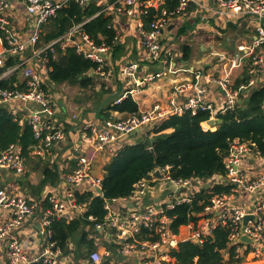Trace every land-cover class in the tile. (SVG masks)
Here are the masks:
<instances>
[{
	"label": "built area",
	"instance_id": "built-area-1",
	"mask_svg": "<svg viewBox=\"0 0 264 264\" xmlns=\"http://www.w3.org/2000/svg\"><path fill=\"white\" fill-rule=\"evenodd\" d=\"M15 1L0 0V82L16 78L6 88H0V109H6L18 125L30 128L34 143L29 147L28 156L34 160L47 159L65 141L64 126L57 119L58 104L51 95L49 80V63L59 52L63 54L71 49L77 56L96 64L90 74L95 76L99 88L111 78L115 62L113 49L124 40L116 27L119 18L135 21L140 50L150 63L163 65L166 64L164 55H178L166 47L163 30L173 19L186 18L190 4L203 9L208 6H201L200 0H177L174 10L162 8L166 0H20L17 2L23 12L18 15ZM208 2L214 5L208 10L212 15L222 17L227 23L240 24L243 35L234 52L221 55L214 71L205 75L194 73L188 85L194 92L180 103L177 97L183 91L174 89L165 103L156 102L147 110L124 119H109L102 125L85 124L81 127L83 146L92 148L94 154L106 153L111 159L119 150L117 144L122 138L137 131L142 139H149L171 117L185 113L191 116L208 113L209 119L203 123L209 128V122L219 120V116L242 105L244 96L264 87V0ZM70 3L82 9L96 3L99 9L90 18L44 42L46 25ZM150 10L156 13L146 29L142 19ZM101 15L111 18L110 28L115 31L113 47L96 44L83 30L85 24ZM201 19L207 21L208 16ZM121 66L124 75L132 76L138 70L139 61ZM163 74L164 71L158 72L155 78ZM243 77L247 81L236 86L237 79ZM152 79L144 77L124 97L135 96ZM208 85L215 86L222 94L220 100L209 97ZM208 128L204 131L212 130ZM27 161L21 146L10 144L0 152V178L11 175L14 181L24 180ZM257 162H264V154L256 145L235 138L223 158L225 176L214 175L207 180L175 179L170 174L171 167L155 168L149 174L158 170L160 179L147 180L145 176L133 184L128 196L106 199L102 177L93 173L92 157L82 153L76 159V167L62 177L65 196L51 194L43 201L45 205L31 201L12 185L0 187V244L5 246L7 264H177L173 252L181 243L201 246L217 229L227 231V244L233 248L235 264H264V166L256 170L253 163ZM203 182L208 184L206 188ZM214 185L229 187V192L212 195L203 211L196 215L197 220L176 231L175 217L170 212L191 205L202 189ZM85 194L103 199L102 220L86 215L88 201L79 202L77 198ZM243 196L247 198V207L238 204ZM245 217L251 219L243 226ZM75 220L80 221L75 236L81 239L85 233L92 250L84 242L76 245L74 236L68 239L65 249L54 239L55 221ZM27 222L34 229L29 240L34 241L36 236L41 239L40 247L32 255L20 240ZM243 236L247 241L241 240ZM224 258H228L226 252Z\"/></svg>",
	"mask_w": 264,
	"mask_h": 264
},
{
	"label": "trees",
	"instance_id": "trees-1",
	"mask_svg": "<svg viewBox=\"0 0 264 264\" xmlns=\"http://www.w3.org/2000/svg\"><path fill=\"white\" fill-rule=\"evenodd\" d=\"M177 4V0H166L162 8L174 10ZM98 9L96 3H91L83 9L74 3L68 4L48 22L44 29L43 41L47 42L60 36L73 24L81 23L93 16ZM155 13L154 10H150L149 14L143 17L142 21L146 29ZM110 23V17L101 15L85 24L83 30L96 44L105 43L113 47L115 31L110 28ZM118 47L113 49L114 57ZM183 51L186 54L189 48L184 46ZM12 63V60L8 62L9 65ZM49 65L51 68L49 80L52 84L66 83L78 85L83 90L94 91L95 81L90 76V72L96 68V64L77 56L71 49L66 50L63 54L59 52ZM15 79L13 77L9 81L0 82V88H6ZM246 81L245 77L237 79L236 86ZM108 92L102 85L100 91L97 92L99 94H96L97 101H101L103 96L108 94L106 106L101 110V114L106 119H109L108 112L110 111H118L125 115L138 112L136 103L130 97L115 105V98L111 99ZM244 97L242 105L219 116L221 123L216 126L214 131H204L201 127V124L209 119L208 113L202 112L194 116L185 113L182 116L171 117L156 128L153 136L150 137L154 141L149 146L144 144V140H146L144 139L119 149L103 168L104 197L112 199L128 196L132 191L133 184L147 176L155 168L166 166L171 167L170 174L175 179L199 178L207 180L214 175L225 176L223 158L228 152L229 143L235 138L253 142L264 154V87L256 89ZM168 130L170 132H166ZM33 143L30 128L27 125L23 127L18 125L6 109H0V152L10 144H18L22 148L23 155L31 160L28 154L29 147ZM149 148H152L153 153ZM55 178L56 176L47 169L39 184L42 186L47 181H54ZM228 192L229 187L224 185H214L212 188L202 189L191 205L177 207L170 212V215L175 217L173 228L177 231L180 227L195 222L196 215L203 211L212 195ZM77 198L79 202L88 201L86 215H92L99 221L102 220L105 214L103 199L91 198L88 194L78 195ZM79 227L80 221L78 220L70 223L55 221L52 224L54 239L61 249L66 248L68 239L75 236ZM81 239L89 250H92L93 245L86 240L85 233L82 234ZM227 243V231L217 229L201 246L189 242L181 243L178 249L173 252V256L177 264H235L233 248H229ZM225 252L228 255L227 260L224 258Z\"/></svg>",
	"mask_w": 264,
	"mask_h": 264
},
{
	"label": "crops",
	"instance_id": "crops-1",
	"mask_svg": "<svg viewBox=\"0 0 264 264\" xmlns=\"http://www.w3.org/2000/svg\"><path fill=\"white\" fill-rule=\"evenodd\" d=\"M199 3L201 6L205 7L206 4L208 6L203 9V7L197 4H190L188 16L186 18L173 19L167 28L163 30L162 36L166 47L173 49L174 53L177 51V47L180 50L177 56L173 54L170 56L167 54L164 55L163 58L166 59V64L163 65L159 63H150L143 51L140 50V39L136 31L134 20L119 18L116 21V27L124 37V42L122 41L117 48L116 58H113L115 61L112 66L113 74L111 78H108L104 82V90L109 91L108 93L111 99L115 98V101L121 98L122 100L126 99L124 94L130 89L135 88L138 81L149 76L153 77V79L144 83L139 93L132 97L128 96L136 103L138 112L147 110L156 102L165 103L174 89L183 91L179 92L177 97L180 103L194 92V90L188 86L189 83L192 82L194 73L205 75L206 73H210L209 71H214L221 55L228 53L232 54L234 52L236 43L240 41L239 38L243 35L240 24L227 23L222 17L212 15V12L208 10H212L214 5L208 2V0H200ZM13 5L15 11L20 15L23 12V8L19 5V2H13ZM202 16H208L207 21H203L201 19ZM196 37L198 38L197 41L200 42L198 48L195 49L194 46L189 45L190 49L186 54L183 51L184 46L182 45L184 44L180 46V44L178 45L176 43L177 40H183L184 42L186 39H196ZM207 38H209V43L204 42ZM211 40H216L214 41L216 42V48L211 44ZM232 41H234L233 48ZM172 44H174V46L170 47ZM135 61H139V67L135 75H124L121 64H129ZM162 71H164V74L160 76V78H155V74ZM90 76L92 75L90 74ZM92 77L95 81L94 91H88L93 92L94 101L96 102L91 106L89 105V108L86 106L76 107V105V108L71 107L72 105L69 103L70 100L63 94V92H66L67 88L71 87L77 86L79 90H83L78 85L64 83L62 85L52 84L50 86L51 95L58 104L57 119L64 126L65 141L60 144L59 147L51 151L47 159L28 160L27 174L24 180L14 181L11 175H7L0 178V187L12 185L15 190L22 191L31 201L37 202L40 205H45L43 201L51 194L65 196L62 177L76 167V159L82 153L92 157V170L94 175L103 177V168L110 159L106 153L94 154L92 148H86L82 145L81 127L88 123L102 125L109 119L115 121L117 119H124L127 115L121 114L118 111H110L108 112L109 119H106L101 114V110L104 109L106 106L105 103L108 101V94L103 96L102 100H105V102H102V100L97 101L96 94H99L97 92L100 91L102 86L98 88L95 76ZM208 94L214 101H218L222 97V94L218 92L213 85H208ZM114 104L117 105L116 103ZM216 126L217 124L212 127L209 123L208 128L204 123L201 124L203 130L208 128L214 131L216 130ZM166 132H170V130ZM141 140L144 139L136 132V134L134 133L131 136L119 140L117 148L119 147V149H121L126 145H133ZM253 165L257 167L256 170H258L264 166V162L253 163ZM47 169L50 170L56 178L54 181H47L40 186L39 181L43 179L44 172ZM203 184L205 188L208 186L206 182H203ZM238 204L247 207L246 196L239 199ZM181 228H184V226ZM33 231L34 229L31 223H25L20 239L25 245L26 252L30 255L41 245L39 236H36L34 241L29 240V235L33 233ZM74 237L73 242L76 245L83 242L80 241L81 239H78V236ZM0 264H7L5 246L3 244H0Z\"/></svg>",
	"mask_w": 264,
	"mask_h": 264
},
{
	"label": "rangeland",
	"instance_id": "rangeland-1",
	"mask_svg": "<svg viewBox=\"0 0 264 264\" xmlns=\"http://www.w3.org/2000/svg\"><path fill=\"white\" fill-rule=\"evenodd\" d=\"M197 37H196V39H192V38L186 39L184 42H183V40H182V42L180 40H177L176 43L178 45L180 44V46L182 44H184L182 46H188V48H189V45H191V46H194L195 49H197L198 44H200V42L197 41L198 40ZM208 41H209V38H207V40L204 42L209 43ZM214 41H216V40H211V44H213V46L216 48V42H214ZM175 53H177V54L180 53V50L178 49V47H177V51ZM113 58H115L114 53H113ZM97 82H99V81H97ZM77 88H78L77 86L67 88L66 92H63V94H65L67 99L70 100L69 103H70V105H72L71 107L76 108V107H85L86 106L87 108H89V105L91 106L93 103L96 102V101H94L93 92H89L88 90L83 91V90H79V88L78 89ZM75 105H76V107H75Z\"/></svg>",
	"mask_w": 264,
	"mask_h": 264
},
{
	"label": "water",
	"instance_id": "water-1",
	"mask_svg": "<svg viewBox=\"0 0 264 264\" xmlns=\"http://www.w3.org/2000/svg\"><path fill=\"white\" fill-rule=\"evenodd\" d=\"M233 45H234V41H232V48H233ZM209 123H210L211 126H214V125H216V124H217V125L220 124V123H221V120L219 119V120H216L215 122L211 121V122H209ZM136 132H137V131H136ZM136 132H135V134H136ZM153 141H154L153 138H149V139L144 140V144L147 145V146H149ZM149 150H150L151 153H153L152 148H149ZM152 177H156V178H159V179H160V178H161V174H159V171L156 170V171L153 172L152 174H148V175L146 176V179H147V180H150ZM249 219H251V218H250V217H245V218H244V220H243V226H245L247 220H249ZM241 240H242V241H247V238H246L245 236H243V237L241 238Z\"/></svg>",
	"mask_w": 264,
	"mask_h": 264
},
{
	"label": "bare ground",
	"instance_id": "bare-ground-1",
	"mask_svg": "<svg viewBox=\"0 0 264 264\" xmlns=\"http://www.w3.org/2000/svg\"><path fill=\"white\" fill-rule=\"evenodd\" d=\"M133 29V28H132ZM127 30V29H126ZM48 35V34H47ZM137 41V40H136ZM182 42V41H181ZM190 49V48H189ZM152 68V67H151ZM155 69V68H154ZM169 69V68H168ZM156 71V70H155ZM85 75V74H84ZM6 85V84H5ZM121 92V91H120ZM247 98V97H246ZM34 142V141H33ZM67 168V167H66ZM55 173V172H54ZM27 182V181H26ZM221 192V191H220Z\"/></svg>",
	"mask_w": 264,
	"mask_h": 264
}]
</instances>
